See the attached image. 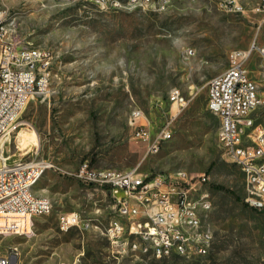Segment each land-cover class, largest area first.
Returning a JSON list of instances; mask_svg holds the SVG:
<instances>
[{
	"label": "rangeland",
	"instance_id": "rangeland-1",
	"mask_svg": "<svg viewBox=\"0 0 264 264\" xmlns=\"http://www.w3.org/2000/svg\"><path fill=\"white\" fill-rule=\"evenodd\" d=\"M239 1L241 10L227 0H150L155 3L144 7L131 0H0L19 45L51 54L49 89L22 110L5 153L11 161L44 159L58 168L33 188L52 200L53 210L33 216L26 233H0V255L18 247V264H264V210L246 204L244 175L226 159L220 120L207 104L209 80L229 67L233 53L264 43L259 0ZM261 63L255 51L245 61L255 78L263 77ZM176 88L188 103L172 137L149 150L152 141L137 137L136 127L146 122L155 136ZM138 110L148 120L135 118ZM85 160L99 168L137 167L149 176L205 173L213 197L210 252L192 259L140 252L115 258L104 235L116 215L113 199L61 171ZM68 212L98 227L64 230L58 218Z\"/></svg>",
	"mask_w": 264,
	"mask_h": 264
},
{
	"label": "built area",
	"instance_id": "built-area-1",
	"mask_svg": "<svg viewBox=\"0 0 264 264\" xmlns=\"http://www.w3.org/2000/svg\"><path fill=\"white\" fill-rule=\"evenodd\" d=\"M140 6L152 5L147 0H131ZM234 10H241L239 0H227ZM104 5V3H103ZM258 10L264 11V0ZM262 60V78H255L245 65L252 52ZM50 52L34 46H22L15 40L4 14H0V233H26L32 227L33 216L40 210H53L48 197L32 194V180L41 169L58 168L49 160H13L5 153L4 144L19 126L18 119L27 103L49 89ZM171 107L159 126L149 150L173 135L175 120L186 107L188 99L179 89L170 93ZM208 109L220 120L218 142L226 159L235 163L244 175L248 205L264 210V43L254 42L246 51H235L229 67L208 82ZM164 111V112H165ZM135 118H148L141 110ZM136 136L149 139L146 122L136 127ZM2 141V142H1ZM81 183L101 189L111 199L115 213L127 220V227L112 221L105 228L112 255L119 259L136 256L135 237H142L144 249L154 257L207 255L214 242V232L207 226V216L213 209V197L206 187L209 176H198L185 170L149 176L132 168L118 170L99 168L85 160L73 171L61 170ZM198 187L205 195L196 197ZM62 229L67 224L80 225L84 234L97 225L86 224L78 212L61 214ZM18 247L0 255V264H18Z\"/></svg>",
	"mask_w": 264,
	"mask_h": 264
},
{
	"label": "bare ground",
	"instance_id": "bare-ground-1",
	"mask_svg": "<svg viewBox=\"0 0 264 264\" xmlns=\"http://www.w3.org/2000/svg\"><path fill=\"white\" fill-rule=\"evenodd\" d=\"M148 1H150V0H147V2ZM47 170H49V169H41L36 173L35 179L32 180V194H36L34 192L33 188L36 185V183L38 182V180L41 178V176ZM204 195H205V190H203L202 187H198L196 190V197H203ZM38 196H40V195H38ZM40 197H46V196H40ZM113 201H114V206H115V199H113ZM51 211H52L51 209L40 210V215L49 214ZM124 220H125V218L119 214H116L112 218V221H114V223L118 224L120 227H127V223ZM86 224H92V220L86 218ZM70 227H77L80 230V225H78V224H67V229H69ZM135 246H136V254H138V252H140L143 254L152 255L154 257V252L151 249H144V242H142V237H135ZM164 257H171V252H164ZM196 257H201V255H190L189 257H180V258L192 259V258H196Z\"/></svg>",
	"mask_w": 264,
	"mask_h": 264
},
{
	"label": "crops",
	"instance_id": "crops-1",
	"mask_svg": "<svg viewBox=\"0 0 264 264\" xmlns=\"http://www.w3.org/2000/svg\"><path fill=\"white\" fill-rule=\"evenodd\" d=\"M155 136H156V133H155ZM155 136H154V134H153V135H150V137H152L153 139L150 138V139H148V141H150V140L153 141L154 138H155ZM92 224H93V223H92ZM72 228H76V229H78L77 227H72ZM78 230H79V229H78Z\"/></svg>",
	"mask_w": 264,
	"mask_h": 264
},
{
	"label": "trees",
	"instance_id": "trees-1",
	"mask_svg": "<svg viewBox=\"0 0 264 264\" xmlns=\"http://www.w3.org/2000/svg\"><path fill=\"white\" fill-rule=\"evenodd\" d=\"M216 187H218V188H220V189H226L225 187H223V186H219V185H217ZM227 190V189H226ZM247 204V203H246ZM248 205V204H247ZM253 208V207H252ZM253 209H255V210H258V209H256V208H253Z\"/></svg>",
	"mask_w": 264,
	"mask_h": 264
}]
</instances>
